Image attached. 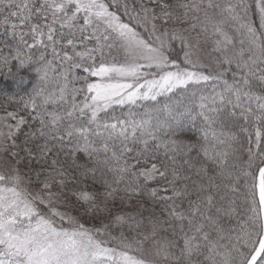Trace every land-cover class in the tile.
I'll return each instance as SVG.
<instances>
[{"label": "snow or ice", "instance_id": "obj_1", "mask_svg": "<svg viewBox=\"0 0 264 264\" xmlns=\"http://www.w3.org/2000/svg\"><path fill=\"white\" fill-rule=\"evenodd\" d=\"M0 78V264H264V0H0Z\"/></svg>", "mask_w": 264, "mask_h": 264}, {"label": "trees", "instance_id": "obj_2", "mask_svg": "<svg viewBox=\"0 0 264 264\" xmlns=\"http://www.w3.org/2000/svg\"><path fill=\"white\" fill-rule=\"evenodd\" d=\"M0 87H5L8 88L9 90H11V82L10 81H5L2 78H0ZM3 101L0 100V103H2ZM11 110V109H9Z\"/></svg>", "mask_w": 264, "mask_h": 264}]
</instances>
